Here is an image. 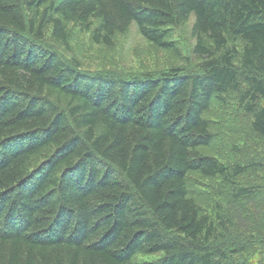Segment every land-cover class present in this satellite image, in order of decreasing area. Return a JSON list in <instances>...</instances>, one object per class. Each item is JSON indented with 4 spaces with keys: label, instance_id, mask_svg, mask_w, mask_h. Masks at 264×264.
<instances>
[{
    "label": "trees",
    "instance_id": "16d2710c",
    "mask_svg": "<svg viewBox=\"0 0 264 264\" xmlns=\"http://www.w3.org/2000/svg\"><path fill=\"white\" fill-rule=\"evenodd\" d=\"M190 21L184 57L170 35ZM133 25L184 64L129 74L79 61L84 38L112 47ZM227 102L248 121L252 162L215 156L209 117ZM259 140L264 0H0V264H251L250 250L264 256V183L239 180L264 175ZM217 179L226 189L206 214Z\"/></svg>",
    "mask_w": 264,
    "mask_h": 264
},
{
    "label": "rangeland",
    "instance_id": "374dc122",
    "mask_svg": "<svg viewBox=\"0 0 264 264\" xmlns=\"http://www.w3.org/2000/svg\"><path fill=\"white\" fill-rule=\"evenodd\" d=\"M193 18L195 20L194 16ZM192 25L193 24L190 21V23L186 24L181 29H173L171 31V41L181 50L184 57H186L185 53L188 48H185V46L187 44L189 46L193 41L190 38ZM135 29L136 26L133 25L132 30L127 35H116L112 47H105L103 45H92V47H89L88 43L90 41H87V38L83 37L85 53H82L83 56L79 58V61L88 67L90 66L93 71L106 69L108 71H118L119 73L124 72L129 74L142 73L144 71L168 72L167 70L172 66L179 67L184 64L180 58L174 56L173 52L158 50V48L148 42V40L138 35L135 32ZM75 46L77 49H83V45L76 44ZM236 105L237 103L233 105L230 102H227L225 105L218 104L217 107L211 111L209 117L214 125L216 137L218 138L216 139L217 143L215 144L217 153L215 156L219 157L221 161L227 165H243L252 162L253 159H255L252 150L243 145V137L248 133V121H244L242 113L236 112ZM233 146L241 150L243 154L234 152V150H232ZM258 148V156L264 160V143L262 140H259ZM202 153L214 156V146L211 149L202 150ZM190 178L198 179V176L193 174L190 175ZM239 182L250 186L251 183L263 184L264 175L243 177ZM207 185L209 194L202 192L205 194L204 199L202 198L204 202L198 201L202 211L206 214L215 210L213 208L216 203L215 200L217 195L221 194V189H226V183L221 179H217L214 182L210 181ZM206 195H209L208 199H206ZM251 249L255 251L254 247H251ZM248 254L246 255L250 258L249 261L251 264L264 262L263 255L251 250ZM161 256L162 253L138 254L134 260L136 262L156 261Z\"/></svg>",
    "mask_w": 264,
    "mask_h": 264
}]
</instances>
